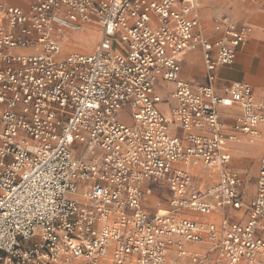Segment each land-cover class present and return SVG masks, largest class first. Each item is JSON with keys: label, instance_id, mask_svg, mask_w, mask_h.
I'll return each instance as SVG.
<instances>
[{"label": "built area", "instance_id": "2783aa9c", "mask_svg": "<svg viewBox=\"0 0 264 264\" xmlns=\"http://www.w3.org/2000/svg\"><path fill=\"white\" fill-rule=\"evenodd\" d=\"M200 1L30 0L25 11L0 0V264H166L173 249L182 264L186 244L204 240L226 264L264 258V158L245 205L226 169L219 112L239 106L232 129L255 136L264 92L257 101L236 83L219 96L180 79L185 54L201 49L213 80L249 30L209 42L193 15ZM92 20L95 50L62 57L65 33ZM160 81L175 84L168 115ZM126 108L132 125L118 120ZM180 164L217 169L219 181L202 188ZM157 190L169 193L167 210L144 207ZM243 207L245 224L201 225L182 213Z\"/></svg>", "mask_w": 264, "mask_h": 264}, {"label": "crops", "instance_id": "0c3cea01", "mask_svg": "<svg viewBox=\"0 0 264 264\" xmlns=\"http://www.w3.org/2000/svg\"><path fill=\"white\" fill-rule=\"evenodd\" d=\"M5 1L8 5L19 6L25 11L29 9L30 0ZM193 15L199 19L200 32L209 42L223 38L227 30L231 28L240 30L246 27L249 31L246 34V42L237 52L235 63L232 66L218 67L213 72V80H211L212 74L206 70L204 54L201 49L185 54L181 63L180 79L188 82L194 90L211 86L219 96H225L226 92L236 83L249 84L253 87L256 100H261L264 92V0H201ZM3 24L6 25V21L2 16L0 25ZM87 27L96 30L94 32L86 31L89 36L98 34L99 28L96 20H92ZM73 34L74 32L71 31L65 33L69 45L68 52L64 56L71 53L90 54L100 42V40L97 41L92 51H87L86 48L77 45L79 41L74 38ZM70 35L72 40L68 37ZM156 92L163 100V103L159 105L160 110L166 115L170 114L171 108L176 105V101L173 99L175 84L160 81ZM163 106L167 111L163 110ZM219 112L221 122L225 127V134L228 136L223 147V153L230 157L226 169L239 178L241 200L245 205H248L256 197L260 162L264 158V124L259 125L255 136L238 134L232 129V126L241 115V108L239 106L220 107ZM184 135L185 133L180 136L184 137ZM179 166L192 174L195 183L202 188L210 187L219 181L220 172L217 169L204 168L202 164L189 166L180 164ZM168 200L169 193L161 198L157 197L156 192L148 198L144 207L150 211L167 210L169 208ZM182 213L183 216L201 225L220 226L225 219L232 223L245 224L247 222L246 208L244 207L239 210L222 208L208 215L190 211ZM258 236L264 238V232L258 233ZM210 249L211 245L207 240L199 244L187 243L188 255L180 262L182 264H200L191 258L199 256L206 257L203 264H226L219 258L217 251L212 252ZM176 260L177 251L173 249L169 253L166 264H174ZM256 264H264V258H260Z\"/></svg>", "mask_w": 264, "mask_h": 264}, {"label": "rangeland", "instance_id": "374dc122", "mask_svg": "<svg viewBox=\"0 0 264 264\" xmlns=\"http://www.w3.org/2000/svg\"><path fill=\"white\" fill-rule=\"evenodd\" d=\"M88 34H89L88 32L80 33V34H77L76 36H79V35L80 36H88ZM68 37H69L70 40H72L71 39V37H72L71 35L68 36ZM92 37H94V43L91 44V45H87L86 46L85 50H87V51H92V49L94 48V45L97 43L98 40H100V35L99 34H92ZM75 39L77 40L76 37H75ZM67 41H68V38H65V39L62 40V44H63L62 55H61L62 57L64 56V54L66 52H68V49L66 48V46H68L69 44L67 43ZM84 43H85V41L81 40V41H79V44H77V45H79L82 48V47L85 46ZM193 84H194V80H193ZM162 108H163V110L167 111L166 107L163 106ZM118 120L121 123H123V124L132 125L133 122L131 121V111H130V109L129 108L124 109L123 112L118 116ZM172 132L175 133V134L177 133L179 135H183L184 134V132L182 130L176 129L175 127L172 128ZM157 195H158L157 197L163 198V197L168 195V192L167 191H162V190H160V191L157 190Z\"/></svg>", "mask_w": 264, "mask_h": 264}, {"label": "bare ground", "instance_id": "6f19581e", "mask_svg": "<svg viewBox=\"0 0 264 264\" xmlns=\"http://www.w3.org/2000/svg\"><path fill=\"white\" fill-rule=\"evenodd\" d=\"M1 18H2V14H0V22H1ZM86 31H88V32H94V31H96L94 28H92V27H87V28H84L82 31H79V32H74V38L76 37L77 38V40L78 41H81V40H83V41H85V48H86V46L87 45H91V44H93L94 43V37H92V36H76L77 34H80V33H84V32H86ZM98 34H99V32H98ZM100 35V34H99ZM88 43H87V42ZM66 48H68V46H66Z\"/></svg>", "mask_w": 264, "mask_h": 264}]
</instances>
